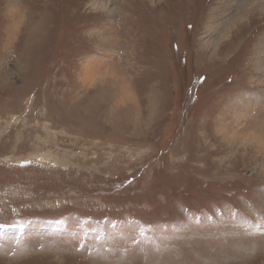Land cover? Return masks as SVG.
I'll list each match as a JSON object with an SVG mask.
<instances>
[{"label":"rangeland","instance_id":"374dc122","mask_svg":"<svg viewBox=\"0 0 264 264\" xmlns=\"http://www.w3.org/2000/svg\"><path fill=\"white\" fill-rule=\"evenodd\" d=\"M262 122L264 0H0V264H264Z\"/></svg>","mask_w":264,"mask_h":264},{"label":"snow or ice","instance_id":"6c2138e0","mask_svg":"<svg viewBox=\"0 0 264 264\" xmlns=\"http://www.w3.org/2000/svg\"><path fill=\"white\" fill-rule=\"evenodd\" d=\"M21 5H16L15 10L18 12ZM189 28L192 27L191 24L188 25ZM177 51L179 47L177 46ZM120 69L117 66L105 67L103 64H97L95 62L85 64L77 73L75 78L74 87L78 88L80 91L85 90H96L98 85L110 84L113 88L116 87V82L120 80L119 76ZM116 93H114L115 95ZM102 100V97H98ZM239 131V129H237ZM224 136L225 142L232 146L235 153H239L240 149H251V157H259L262 162H264V122L260 126V134L256 136L254 134H249L247 136H237L235 132L231 135L227 131L220 133ZM16 224L8 222H0V228L16 227ZM23 227V225H19Z\"/></svg>","mask_w":264,"mask_h":264},{"label":"bare ground","instance_id":"6f19581e","mask_svg":"<svg viewBox=\"0 0 264 264\" xmlns=\"http://www.w3.org/2000/svg\"><path fill=\"white\" fill-rule=\"evenodd\" d=\"M123 81H125V79L123 80ZM120 84H122L121 82H120ZM124 84H125V82H124ZM123 91H122V93H123V97H126L127 95H126V93H129L128 91V88H126V86H125V89H122ZM125 90H128L126 93H125ZM125 93V94H124ZM128 98H130V97H128ZM124 99V98H123ZM123 101V100H122ZM134 103V102H133ZM134 105V104H133ZM138 106V105H137ZM135 107H136V104H135ZM130 108V107H129ZM132 109V108H131ZM131 111V110H130ZM129 111V112H130ZM258 112V111H257ZM132 113V112H131ZM129 114V113H128ZM134 114V113H133ZM126 116H127V113H126ZM130 116V115H129ZM130 120V119H129ZM128 122V121H127ZM136 126V125H135ZM221 127H222V129H224L225 127H226V131L228 132V128H227V125H225V127H224V124L223 125H220ZM125 127V126H124ZM246 127V129H249V124H247V126H245ZM121 128V127H120ZM126 128V127H125ZM246 129H243V130H245L246 131ZM220 132H222L221 130H220Z\"/></svg>","mask_w":264,"mask_h":264},{"label":"clouds","instance_id":"9594fccd","mask_svg":"<svg viewBox=\"0 0 264 264\" xmlns=\"http://www.w3.org/2000/svg\"><path fill=\"white\" fill-rule=\"evenodd\" d=\"M251 150V149H250ZM252 151V150H251Z\"/></svg>","mask_w":264,"mask_h":264}]
</instances>
